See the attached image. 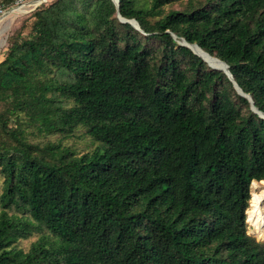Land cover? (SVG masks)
Returning a JSON list of instances; mask_svg holds the SVG:
<instances>
[{
	"label": "trees",
	"instance_id": "1",
	"mask_svg": "<svg viewBox=\"0 0 264 264\" xmlns=\"http://www.w3.org/2000/svg\"><path fill=\"white\" fill-rule=\"evenodd\" d=\"M184 40L264 113V0H47L9 35L0 264H264V117Z\"/></svg>",
	"mask_w": 264,
	"mask_h": 264
},
{
	"label": "rangeland",
	"instance_id": "2",
	"mask_svg": "<svg viewBox=\"0 0 264 264\" xmlns=\"http://www.w3.org/2000/svg\"><path fill=\"white\" fill-rule=\"evenodd\" d=\"M32 1V2H31ZM15 0V4L12 6H7L5 0H0V4H5L0 6V60L3 59L4 54L8 47V38L9 35L21 24L22 20L28 17L31 12L39 5H34L35 0ZM33 3V4H32ZM18 6H24L27 9L25 13H13V9ZM167 9L172 8H182L180 3H175L172 5L166 6ZM1 109V105H0ZM40 140L47 141H59V135H50L46 137L39 138ZM38 140V139H37ZM63 144L71 146L72 148L76 149L78 152H87L92 150L96 143L93 142L92 138L85 133L84 129L79 128L74 135L69 136L68 138L63 139ZM264 183L260 184L263 188H257L258 193H262L264 191ZM252 191V190H251ZM252 198V194H251ZM250 206H251V199H250ZM249 206V209H250ZM247 227L248 232L254 236L258 240L264 242V238H261L257 235L255 231V226L251 224L249 221V210H247ZM254 228V229H253ZM264 232V231H263ZM39 238V233L32 235L27 239H21L18 244L20 247L28 250L32 244V242L36 241Z\"/></svg>",
	"mask_w": 264,
	"mask_h": 264
},
{
	"label": "bare ground",
	"instance_id": "3",
	"mask_svg": "<svg viewBox=\"0 0 264 264\" xmlns=\"http://www.w3.org/2000/svg\"><path fill=\"white\" fill-rule=\"evenodd\" d=\"M31 1V0H30ZM41 0H35L34 5H37L40 3ZM32 2V1H31ZM33 4V3H32ZM13 13H25L27 12V9L24 6H18L15 7L12 11ZM208 62L210 66L213 67H224V64L220 61L217 62L210 56H208L206 51L201 49L199 45H192ZM217 58V57H215ZM264 182H260L257 180H254L251 184V192H252V198H251V206L249 210V221L252 225L255 226V231L257 235L261 238H264V191L262 193L257 192V188H263L260 186V184H263ZM264 186V185H263ZM254 229V228H253Z\"/></svg>",
	"mask_w": 264,
	"mask_h": 264
},
{
	"label": "water",
	"instance_id": "4",
	"mask_svg": "<svg viewBox=\"0 0 264 264\" xmlns=\"http://www.w3.org/2000/svg\"><path fill=\"white\" fill-rule=\"evenodd\" d=\"M46 1L47 0H41L39 4H41L43 2H46ZM114 2L116 4V6L119 7V0H114ZM118 17H119L120 21H122V22H129L134 27H136L137 29L143 31L141 29V27H140V24L138 23V21L135 18L127 19V18L123 17L120 12H118ZM174 36L176 37L175 34H174ZM182 44L189 46L193 50L194 53H196L197 55H199L200 57H202L205 61H207L194 47H192V45H196V44L188 43L186 40L182 41ZM217 59L220 60L224 64V67L223 66L222 67H213V66H211V67L214 68V69H221V70H223L229 76V78L232 80V82H233L235 88L237 89L238 93L241 94V95H243V96H245L246 98H248V100L251 103L252 110H254L255 112L259 113L260 116L264 117V113L262 111H260L258 109V107L255 105V102H254L252 96L250 94L244 92L243 89L239 86V84L234 80L233 74H232V72L229 69V64L226 61H224V60H222V59H220L218 57H217Z\"/></svg>",
	"mask_w": 264,
	"mask_h": 264
},
{
	"label": "clouds",
	"instance_id": "5",
	"mask_svg": "<svg viewBox=\"0 0 264 264\" xmlns=\"http://www.w3.org/2000/svg\"><path fill=\"white\" fill-rule=\"evenodd\" d=\"M251 194H252V192H251ZM248 210V209H247Z\"/></svg>",
	"mask_w": 264,
	"mask_h": 264
},
{
	"label": "built area",
	"instance_id": "6",
	"mask_svg": "<svg viewBox=\"0 0 264 264\" xmlns=\"http://www.w3.org/2000/svg\"><path fill=\"white\" fill-rule=\"evenodd\" d=\"M0 11H1V9H0Z\"/></svg>",
	"mask_w": 264,
	"mask_h": 264
}]
</instances>
